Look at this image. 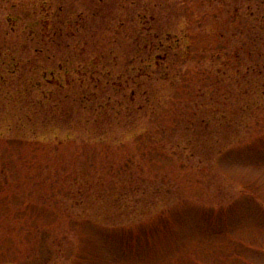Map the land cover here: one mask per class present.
<instances>
[{
  "label": "rangeland",
  "instance_id": "1",
  "mask_svg": "<svg viewBox=\"0 0 264 264\" xmlns=\"http://www.w3.org/2000/svg\"><path fill=\"white\" fill-rule=\"evenodd\" d=\"M48 13L87 23L18 44ZM183 34L190 57L142 77L140 110L114 90L83 110L77 84L38 114L0 80V264H264V0H0V72L42 49L40 68L93 59L107 86L144 39Z\"/></svg>",
  "mask_w": 264,
  "mask_h": 264
},
{
  "label": "trees",
  "instance_id": "2",
  "mask_svg": "<svg viewBox=\"0 0 264 264\" xmlns=\"http://www.w3.org/2000/svg\"><path fill=\"white\" fill-rule=\"evenodd\" d=\"M140 17L147 19L149 15L147 13L140 14ZM86 23L87 15L84 13H80L77 18L71 20H62L59 15L48 13L41 17L34 26L26 25L25 31H31L27 39L18 42V44L59 47L65 41L62 38L75 36V33ZM37 30H39V33ZM34 33L36 35H33ZM188 37L187 34L174 37L170 35L165 37L150 35L143 40L144 48L148 53L147 57H142L140 65L131 67L126 71L127 73L121 72L118 77L111 79L113 75L108 73L107 86H102L103 76L98 71V64H95L93 59L89 61L90 64L84 65L81 63L76 69L70 71V69L64 70L63 67L57 68L54 66L40 68L38 60L42 49H36L37 51L33 55L19 52L18 57L14 56L12 58L14 65L0 72L2 94L4 95L6 88L11 86V96L19 95L24 99L21 103L24 102L27 107L34 109L35 113L39 114L44 110H54L57 102L68 95V91L78 84V87L83 91L82 98L79 100L82 103L83 110L90 108L88 112L91 111L99 115L115 109L113 102L116 98L110 94L113 90L117 94H123V98L127 100L126 104L129 111L135 107L140 110L143 106L137 107V102L140 101L138 98L141 97L138 88L142 85L140 83L142 77H147L149 80L152 78L171 79L172 73L169 70L180 66L182 60L190 57L192 51L191 45L188 43ZM75 44L78 43L75 42ZM142 51H144L142 54H145V50L142 49ZM100 91H102L101 94L105 95L101 100L98 95ZM143 93L146 94V92L141 94ZM91 100L95 104L89 107L90 105L87 106L85 103H91ZM116 102L119 106L123 103L119 99ZM93 121L91 118L87 119L88 123Z\"/></svg>",
  "mask_w": 264,
  "mask_h": 264
}]
</instances>
